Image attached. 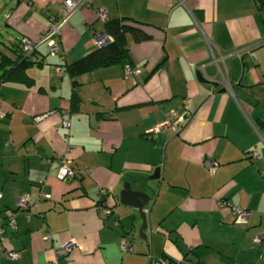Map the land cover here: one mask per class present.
<instances>
[{
	"label": "crops",
	"instance_id": "obj_1",
	"mask_svg": "<svg viewBox=\"0 0 264 264\" xmlns=\"http://www.w3.org/2000/svg\"><path fill=\"white\" fill-rule=\"evenodd\" d=\"M63 4L0 1V53L15 60L23 39L38 43ZM121 19L150 40L129 37V60L78 78L73 109L64 65L96 51L93 38ZM59 45L52 54L38 44L31 87H0V264H264V0H89ZM64 160L71 181L57 177ZM207 160L220 165L214 174ZM157 168L161 187L149 181ZM138 181L158 192L143 234L138 211L120 204ZM21 197L34 207L19 210ZM231 207L249 222L236 223Z\"/></svg>",
	"mask_w": 264,
	"mask_h": 264
},
{
	"label": "trees",
	"instance_id": "obj_2",
	"mask_svg": "<svg viewBox=\"0 0 264 264\" xmlns=\"http://www.w3.org/2000/svg\"><path fill=\"white\" fill-rule=\"evenodd\" d=\"M141 26L140 23L128 19L106 22L104 30L112 38V42L79 61L64 65V71L73 83L74 96L71 101L73 109L80 103V98L76 91L80 85L78 78L98 69L122 65L129 60V37H132L137 43L150 40L151 36ZM21 44L22 41L20 46L17 45L16 47L20 48V50L15 51V54H17L15 60L4 53H0V87L4 84H23L31 87L32 80L28 75V70L33 67H40L43 64V60H38L35 57L37 51L31 56H25ZM208 161L211 160H207L205 165Z\"/></svg>",
	"mask_w": 264,
	"mask_h": 264
},
{
	"label": "built area",
	"instance_id": "obj_3",
	"mask_svg": "<svg viewBox=\"0 0 264 264\" xmlns=\"http://www.w3.org/2000/svg\"><path fill=\"white\" fill-rule=\"evenodd\" d=\"M89 7V0H64L63 9L62 12L57 17H53L51 19V25L49 27V30L46 31L43 37H41L40 41L38 43H34L30 40L23 39L22 40V51L25 56H31L34 54V52L37 49L38 44L42 43H48L50 46V52L52 54H55L59 51L60 45H59V38L61 36L63 28L66 26L68 20L71 18V16L77 12L81 7ZM98 19L100 21L106 20V11L105 10H99L97 12ZM110 42H112V38L107 35L106 33L97 34L93 38V45L96 50L108 45ZM59 73V72H58ZM141 71L136 69L128 68L126 71L127 77L129 76H139ZM169 122H164L157 126L154 129V132H159L161 130H164L168 127ZM63 126L65 128H69L70 124L68 122H64ZM256 156V155H255ZM69 162L64 160L62 167L60 168L58 172V179L61 181H71L77 177V172L70 168L68 166ZM219 164L214 161H208L206 163V169L209 171L210 174H214L218 168ZM85 173H89V171L85 170ZM2 198V195L0 194V199ZM18 207L21 211H28L29 209L34 207V201L32 197H21L18 201ZM222 207L227 208L228 205L226 203L222 204ZM103 209V208H102ZM231 212L234 216V220L238 224H247L252 216V213L246 210L241 209L240 207H231ZM104 215H109V210L104 209L103 210ZM8 226L16 229V221L15 219H10ZM4 230V227L0 224V235L2 234ZM256 241L260 243L261 239L257 238ZM74 242H68L64 244L58 251L57 255L59 258L67 257L69 253L75 248ZM120 251L124 254L127 253H133L134 249L129 244L124 242L120 246ZM5 255L10 260H16L18 258V254L11 252V251H5ZM67 264H74L71 261H68ZM165 264H169L166 262Z\"/></svg>",
	"mask_w": 264,
	"mask_h": 264
},
{
	"label": "water",
	"instance_id": "obj_4",
	"mask_svg": "<svg viewBox=\"0 0 264 264\" xmlns=\"http://www.w3.org/2000/svg\"><path fill=\"white\" fill-rule=\"evenodd\" d=\"M246 70V68L244 67ZM199 80L201 82H208L202 72L198 73ZM218 86V84H215ZM226 89L223 90L225 92ZM162 169L157 168L153 176L150 177V183L153 181L159 182V187H161L163 183L162 178ZM149 181H145L141 183L140 181L137 182V190L132 188L131 184H125L123 191L120 194V204L124 207H129L138 211L140 218L142 219V231L141 234L145 233L149 226V213L152 210L154 205L155 199H153L152 195L157 194L156 188L149 184ZM150 207L149 211L147 212V208ZM146 239V238H144ZM162 264H165L164 262ZM171 264V263H169Z\"/></svg>",
	"mask_w": 264,
	"mask_h": 264
},
{
	"label": "rangeland",
	"instance_id": "obj_5",
	"mask_svg": "<svg viewBox=\"0 0 264 264\" xmlns=\"http://www.w3.org/2000/svg\"><path fill=\"white\" fill-rule=\"evenodd\" d=\"M0 1H4V0H0ZM3 5H1L0 6V19H1V17L3 16V14H4V11L5 10H3V7H2ZM5 39H6V37H4ZM7 44V43H6ZM149 264H150V262H149ZM153 264H160L159 262H153Z\"/></svg>",
	"mask_w": 264,
	"mask_h": 264
}]
</instances>
